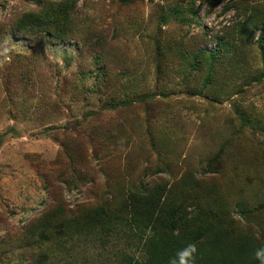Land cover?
<instances>
[{
  "label": "rangeland",
  "instance_id": "obj_1",
  "mask_svg": "<svg viewBox=\"0 0 264 264\" xmlns=\"http://www.w3.org/2000/svg\"><path fill=\"white\" fill-rule=\"evenodd\" d=\"M43 1L0 0V264L137 258L150 235L127 224L61 231L42 246L25 228L47 211L73 219L190 174L215 186L236 230L264 244L260 30L246 64L225 59L213 81L176 49L215 50L213 40L249 23L264 0H77L68 42L14 37L15 21Z\"/></svg>",
  "mask_w": 264,
  "mask_h": 264
},
{
  "label": "trees",
  "instance_id": "obj_2",
  "mask_svg": "<svg viewBox=\"0 0 264 264\" xmlns=\"http://www.w3.org/2000/svg\"><path fill=\"white\" fill-rule=\"evenodd\" d=\"M76 8L77 0H44L37 11L23 13L15 21L11 34L18 39L46 35L59 43L68 42L75 35ZM187 14L194 15L191 9ZM251 18L249 23L226 29L220 40L214 39L215 50L189 43L176 49L191 71L206 69L207 78L213 81L211 75L222 68L225 59L231 67L238 62L246 64L249 41L254 31L260 30L256 44L264 63V6L253 9ZM187 19L179 20L186 25ZM215 194V186L204 187L190 174L171 188L155 183L131 191L118 205L83 209L73 219H67L64 208L47 211L25 228V236L42 246L61 231L72 236L94 234L123 223L150 236L139 257L121 255L117 264H264V244L235 229L228 214L218 210ZM191 204L196 210L190 211ZM39 258L37 264H54L48 256Z\"/></svg>",
  "mask_w": 264,
  "mask_h": 264
}]
</instances>
